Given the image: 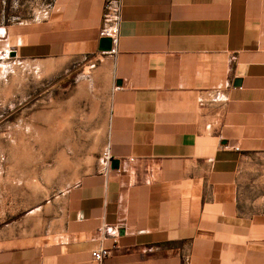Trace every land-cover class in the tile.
Masks as SVG:
<instances>
[{"label": "crops", "instance_id": "obj_1", "mask_svg": "<svg viewBox=\"0 0 264 264\" xmlns=\"http://www.w3.org/2000/svg\"><path fill=\"white\" fill-rule=\"evenodd\" d=\"M6 3L0 43L54 67L77 60L106 125L99 165L0 264H98L101 249L102 264H264V165L249 158L264 157V0H120L115 54L100 51L105 0H51L18 22Z\"/></svg>", "mask_w": 264, "mask_h": 264}, {"label": "rangeland", "instance_id": "obj_2", "mask_svg": "<svg viewBox=\"0 0 264 264\" xmlns=\"http://www.w3.org/2000/svg\"><path fill=\"white\" fill-rule=\"evenodd\" d=\"M50 3L7 0L3 15L11 22L41 19ZM80 72L77 60L54 67L19 59L0 43V249L35 242L58 197L99 165L106 108L80 86ZM249 158L264 165V157ZM240 176V193L248 199L255 174ZM241 207L255 210L250 203Z\"/></svg>", "mask_w": 264, "mask_h": 264}, {"label": "built area", "instance_id": "obj_3", "mask_svg": "<svg viewBox=\"0 0 264 264\" xmlns=\"http://www.w3.org/2000/svg\"><path fill=\"white\" fill-rule=\"evenodd\" d=\"M120 0H105L104 12L102 17L101 38H109L112 44H116L119 39L120 28ZM110 53L115 54L116 48L112 47ZM103 158L107 163H111L113 157L109 153H104ZM112 255V250L101 249L92 254L94 262L102 264L104 260Z\"/></svg>", "mask_w": 264, "mask_h": 264}, {"label": "water", "instance_id": "obj_4", "mask_svg": "<svg viewBox=\"0 0 264 264\" xmlns=\"http://www.w3.org/2000/svg\"><path fill=\"white\" fill-rule=\"evenodd\" d=\"M112 49V40L109 38H103L100 41V51L102 52H108L111 51ZM14 56V55H13ZM241 80L237 79L235 81V87H240L241 86ZM112 169H119L120 167V161L119 160H112L111 162ZM123 232H121L122 234Z\"/></svg>", "mask_w": 264, "mask_h": 264}]
</instances>
